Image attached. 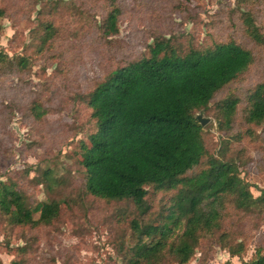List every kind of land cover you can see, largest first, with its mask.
Listing matches in <instances>:
<instances>
[{"label":"rangeland","instance_id":"rangeland-1","mask_svg":"<svg viewBox=\"0 0 264 264\" xmlns=\"http://www.w3.org/2000/svg\"><path fill=\"white\" fill-rule=\"evenodd\" d=\"M113 6L120 10L119 34L104 40L99 27ZM0 8V182L15 184L32 206L52 199L69 204L57 222L37 229L13 226L0 215V264H124L130 256L137 208L86 195L75 149L96 131L88 94L159 38L185 48L233 41L252 51L249 71L195 116L211 119L203 127L210 153L235 162L254 197L261 196L264 124H248L244 113L248 92L264 83V44L248 37L242 14L251 12L264 36V0H0ZM20 58L26 69L14 66ZM228 97L241 104L232 127L221 130L213 109ZM34 102L46 111L40 122L31 115ZM175 193L150 189L144 219L163 222ZM220 208V227L201 237L189 264H242L264 249V209L240 211L231 196ZM241 247L240 256L231 255ZM166 264L177 263L171 257Z\"/></svg>","mask_w":264,"mask_h":264},{"label":"trees","instance_id":"trees-1","mask_svg":"<svg viewBox=\"0 0 264 264\" xmlns=\"http://www.w3.org/2000/svg\"><path fill=\"white\" fill-rule=\"evenodd\" d=\"M119 14L113 6L102 21L99 33L104 40L119 34ZM242 22L248 37L264 44L251 12L242 14ZM48 23L47 29L54 32ZM176 43L157 39L147 54L116 67L88 94L96 131L75 149L86 195L107 202L131 201L137 208L124 264H166L171 257L177 264H189L201 237L220 227L225 197H233L235 208L243 212L264 209V191L255 198L235 162L210 153L195 116L209 110L217 94L249 71L252 51L233 41L203 47L188 43L186 48ZM14 66L26 69L27 62L20 58ZM240 104V98L228 97L214 106L221 130L232 127ZM31 115L40 122L46 111L34 102ZM244 115L248 124H264V83L248 92ZM46 175L52 181V172ZM150 189L176 191L163 222L144 219L151 209ZM68 205L52 199L32 206L15 184L0 182V215L13 226H51ZM18 249L20 255L27 253L25 247ZM242 251L244 247L231 255ZM242 264H264V249Z\"/></svg>","mask_w":264,"mask_h":264},{"label":"water","instance_id":"water-1","mask_svg":"<svg viewBox=\"0 0 264 264\" xmlns=\"http://www.w3.org/2000/svg\"><path fill=\"white\" fill-rule=\"evenodd\" d=\"M196 119L202 127H205L211 121L209 118H204L201 113L196 116Z\"/></svg>","mask_w":264,"mask_h":264}]
</instances>
